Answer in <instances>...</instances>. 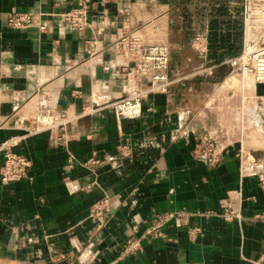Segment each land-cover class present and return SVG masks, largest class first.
<instances>
[{
  "label": "crops",
  "instance_id": "obj_1",
  "mask_svg": "<svg viewBox=\"0 0 264 264\" xmlns=\"http://www.w3.org/2000/svg\"><path fill=\"white\" fill-rule=\"evenodd\" d=\"M80 1L0 0V150L13 139L31 164L26 179L0 184V264H264V137L239 160L235 136L215 166L193 153L219 122L264 130V84L233 98L223 84L220 63L243 43L242 0H86L89 27L75 34L60 16ZM12 10L52 16L51 26L11 31ZM126 32L167 43L178 79L132 120L111 105L132 88L117 44ZM202 33L205 60L190 40ZM40 109L70 118L63 141L28 134ZM92 157L99 163L84 166ZM223 207L237 217L225 220ZM168 214L187 217L143 237Z\"/></svg>",
  "mask_w": 264,
  "mask_h": 264
},
{
  "label": "built area",
  "instance_id": "obj_2",
  "mask_svg": "<svg viewBox=\"0 0 264 264\" xmlns=\"http://www.w3.org/2000/svg\"><path fill=\"white\" fill-rule=\"evenodd\" d=\"M259 1L242 0L243 43L241 49L235 56L220 63V65L228 67V74L223 84L230 92V98L237 97L233 94L235 91L245 92L252 85L264 84V7L258 5ZM87 9L86 0L80 1L77 8L63 13L60 17L71 32L81 34L89 27ZM51 23L52 16L12 10L7 15L6 28L11 31L37 28L39 32L44 33L49 30ZM92 44L94 41L89 42L90 52L95 49ZM117 44L122 55L128 61L123 75L132 88L127 91L124 97L115 100L111 105L118 117L130 120L137 119L141 115V104L148 95L154 93L168 95L171 87L178 81V79L170 76L169 45L164 42H147L143 38L127 32L118 40ZM191 48L198 58L205 60L209 55L206 34L194 36L191 41ZM246 99L248 97L244 94L241 100ZM69 120L70 118L64 113L57 114L40 109L32 118L31 128L27 132L28 134L46 132L50 134L53 140L61 142L63 141V129ZM238 123L237 125L233 122L227 126L219 122L218 129L212 133L203 130L194 148V156L209 166H215L220 162L226 145L235 136H238L240 143L238 159L241 160L244 148L255 149L258 139L264 137V130ZM221 135L224 137L223 141ZM14 145L16 142L13 139L7 140L1 145L0 151L3 154V162L0 166L1 185L26 179L31 166L26 157L12 151ZM118 151L123 157H130L131 155L127 146L118 147ZM67 163L70 165L71 160L69 159ZM97 163H99L98 160L92 157L83 165L89 166ZM108 211L109 205L103 201L93 208L92 214L100 218ZM213 215L214 212L210 211L204 213L206 217ZM186 217L185 214L156 216L143 237H163L161 229L170 219L177 218L182 223ZM223 217L229 221L237 216L228 207H223ZM197 232L198 229H193L191 235L193 236Z\"/></svg>",
  "mask_w": 264,
  "mask_h": 264
},
{
  "label": "rangeland",
  "instance_id": "obj_3",
  "mask_svg": "<svg viewBox=\"0 0 264 264\" xmlns=\"http://www.w3.org/2000/svg\"><path fill=\"white\" fill-rule=\"evenodd\" d=\"M258 5L264 7V1H261V0H260V1L258 2ZM185 37H187V36H183V35H182V36L180 37V40H182V38H185ZM192 39H193V38H190V40H192ZM169 40H170V38H169Z\"/></svg>",
  "mask_w": 264,
  "mask_h": 264
},
{
  "label": "trees",
  "instance_id": "obj_4",
  "mask_svg": "<svg viewBox=\"0 0 264 264\" xmlns=\"http://www.w3.org/2000/svg\"><path fill=\"white\" fill-rule=\"evenodd\" d=\"M217 80V76H215L214 78H213V81H216Z\"/></svg>",
  "mask_w": 264,
  "mask_h": 264
},
{
  "label": "bare ground",
  "instance_id": "obj_5",
  "mask_svg": "<svg viewBox=\"0 0 264 264\" xmlns=\"http://www.w3.org/2000/svg\"><path fill=\"white\" fill-rule=\"evenodd\" d=\"M225 87V86H224ZM252 87V86H251Z\"/></svg>",
  "mask_w": 264,
  "mask_h": 264
}]
</instances>
